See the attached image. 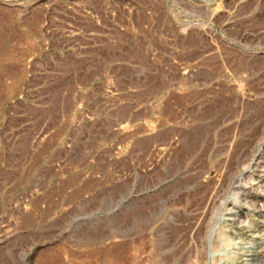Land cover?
<instances>
[{
  "label": "rangeland",
  "instance_id": "374dc122",
  "mask_svg": "<svg viewBox=\"0 0 264 264\" xmlns=\"http://www.w3.org/2000/svg\"><path fill=\"white\" fill-rule=\"evenodd\" d=\"M225 225L261 264L264 0H0V264H210Z\"/></svg>",
  "mask_w": 264,
  "mask_h": 264
},
{
  "label": "clouds",
  "instance_id": "9594fccd",
  "mask_svg": "<svg viewBox=\"0 0 264 264\" xmlns=\"http://www.w3.org/2000/svg\"><path fill=\"white\" fill-rule=\"evenodd\" d=\"M226 219V218H225ZM241 226L251 230L254 225L251 221L245 219L241 222ZM231 231L230 228L225 225L223 227V232L219 238V245L217 248L213 249L209 253V261L210 264H236L237 258L241 254L240 246L244 241L242 239H235L229 235ZM259 239L262 243H264V231L255 232L253 234V239ZM248 246H253L249 244ZM260 252H264V247L259 249ZM217 257L219 260H217ZM264 264V261L261 262Z\"/></svg>",
  "mask_w": 264,
  "mask_h": 264
}]
</instances>
